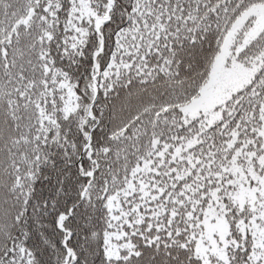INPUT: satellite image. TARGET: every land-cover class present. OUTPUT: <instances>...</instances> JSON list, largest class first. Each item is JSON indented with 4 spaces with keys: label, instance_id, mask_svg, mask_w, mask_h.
<instances>
[{
    "label": "snow or ice",
    "instance_id": "6c2138e0",
    "mask_svg": "<svg viewBox=\"0 0 264 264\" xmlns=\"http://www.w3.org/2000/svg\"><path fill=\"white\" fill-rule=\"evenodd\" d=\"M0 264H264V0H0Z\"/></svg>",
    "mask_w": 264,
    "mask_h": 264
}]
</instances>
